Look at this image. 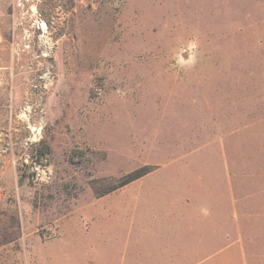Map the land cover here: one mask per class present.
<instances>
[{
    "label": "rangeland",
    "instance_id": "obj_1",
    "mask_svg": "<svg viewBox=\"0 0 264 264\" xmlns=\"http://www.w3.org/2000/svg\"><path fill=\"white\" fill-rule=\"evenodd\" d=\"M0 32V264H162L236 237L234 197L264 187V0H0Z\"/></svg>",
    "mask_w": 264,
    "mask_h": 264
},
{
    "label": "crops",
    "instance_id": "obj_2",
    "mask_svg": "<svg viewBox=\"0 0 264 264\" xmlns=\"http://www.w3.org/2000/svg\"><path fill=\"white\" fill-rule=\"evenodd\" d=\"M29 106L24 111L28 113ZM22 114V115H21ZM18 117L25 114L19 113ZM24 119V118H23ZM19 127H10L9 134H17ZM3 133L0 131V136ZM4 149V148H3ZM0 149V165L15 163L16 159L6 158ZM233 218L237 235L225 245L214 243L211 251L206 250V244L199 245V250L191 254L188 246L170 245L171 251L165 258H159L162 264H264V187L258 190L234 197L232 204ZM201 240V239H200ZM199 240V241H200Z\"/></svg>",
    "mask_w": 264,
    "mask_h": 264
},
{
    "label": "built area",
    "instance_id": "obj_3",
    "mask_svg": "<svg viewBox=\"0 0 264 264\" xmlns=\"http://www.w3.org/2000/svg\"><path fill=\"white\" fill-rule=\"evenodd\" d=\"M39 28L43 29V20H40ZM2 47H3V38L0 32V88L4 84V70L8 67L3 65L2 61ZM26 110V109H25ZM41 138V131L36 127L32 129V138L26 142L29 144L30 142H38ZM25 164L29 166L30 170V181L37 186H44L48 184L52 178V172L50 171L49 165L44 155H41L38 152V149L34 150L31 153L25 154Z\"/></svg>",
    "mask_w": 264,
    "mask_h": 264
},
{
    "label": "trees",
    "instance_id": "obj_4",
    "mask_svg": "<svg viewBox=\"0 0 264 264\" xmlns=\"http://www.w3.org/2000/svg\"><path fill=\"white\" fill-rule=\"evenodd\" d=\"M50 149L49 146L47 144H41L40 143V147L38 148V152L41 155H46L47 153H49ZM153 170V167L148 166V165H144L142 167H139L135 170H133L132 172L126 174L125 176L122 177L121 180L118 181V183L112 185L111 187L105 188L104 190H101L100 192L96 191V195L97 196H103L107 193H110L122 186H125L127 184H129L130 182L146 175L147 173H149L150 171Z\"/></svg>",
    "mask_w": 264,
    "mask_h": 264
},
{
    "label": "bare ground",
    "instance_id": "obj_5",
    "mask_svg": "<svg viewBox=\"0 0 264 264\" xmlns=\"http://www.w3.org/2000/svg\"><path fill=\"white\" fill-rule=\"evenodd\" d=\"M43 25L45 26L46 24L44 23Z\"/></svg>",
    "mask_w": 264,
    "mask_h": 264
}]
</instances>
